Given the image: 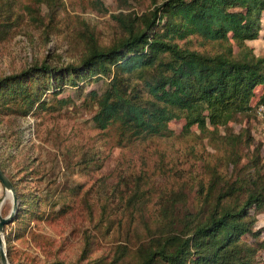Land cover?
<instances>
[{
	"label": "rangeland",
	"instance_id": "374dc122",
	"mask_svg": "<svg viewBox=\"0 0 264 264\" xmlns=\"http://www.w3.org/2000/svg\"><path fill=\"white\" fill-rule=\"evenodd\" d=\"M162 2L0 0V78L44 64L80 67L93 44H118L128 35L126 26L139 27ZM260 26L259 38L247 45L264 56V13ZM189 40L178 43L219 50L201 38ZM107 79L50 91L26 115L0 110V167L16 186L17 214L31 211L5 227L11 264H140L153 240L199 209L214 180L249 182L256 158L264 164V119L258 115L264 87L252 99L257 116L204 132L174 120L172 134L140 141L123 136L118 125L97 128L95 95L104 94ZM6 198L0 182L3 217L13 210ZM255 230L264 240V213ZM259 255L264 264V250Z\"/></svg>",
	"mask_w": 264,
	"mask_h": 264
},
{
	"label": "trees",
	"instance_id": "16d2710c",
	"mask_svg": "<svg viewBox=\"0 0 264 264\" xmlns=\"http://www.w3.org/2000/svg\"><path fill=\"white\" fill-rule=\"evenodd\" d=\"M263 13L264 0H163L142 25L126 26L128 35L118 44L106 49L93 44L80 67L44 64L0 78V110L16 108L26 115L50 91L108 78L104 94L95 95L99 129L118 125L129 140L145 141L172 134L169 124L184 119L187 129L218 131L239 116H257L252 99L264 87V56L247 42L259 38ZM191 37L214 44L218 52L178 43ZM259 162L257 157L249 182L214 180L199 209L153 240L140 264H260L264 240L255 229L264 213V164ZM29 212L21 208L15 221Z\"/></svg>",
	"mask_w": 264,
	"mask_h": 264
},
{
	"label": "water",
	"instance_id": "95a60500",
	"mask_svg": "<svg viewBox=\"0 0 264 264\" xmlns=\"http://www.w3.org/2000/svg\"><path fill=\"white\" fill-rule=\"evenodd\" d=\"M0 182L4 186V188L7 191V198L9 195H11V199L13 201V210L11 214L8 217H3L0 215V253H1V262L2 264H11L8 258V253L6 250V244L4 239V230L6 225L13 222L14 217L16 216L18 209H19V201L18 197L15 193L13 184L11 183L8 176L5 174V172L0 167ZM6 198V199H7ZM5 199V200H6ZM5 200L3 202H5Z\"/></svg>",
	"mask_w": 264,
	"mask_h": 264
},
{
	"label": "built area",
	"instance_id": "2783aa9c",
	"mask_svg": "<svg viewBox=\"0 0 264 264\" xmlns=\"http://www.w3.org/2000/svg\"><path fill=\"white\" fill-rule=\"evenodd\" d=\"M258 115H259L262 119H264V104L261 105V106L259 107V109H258Z\"/></svg>",
	"mask_w": 264,
	"mask_h": 264
},
{
	"label": "bare ground",
	"instance_id": "6f19581e",
	"mask_svg": "<svg viewBox=\"0 0 264 264\" xmlns=\"http://www.w3.org/2000/svg\"><path fill=\"white\" fill-rule=\"evenodd\" d=\"M9 196L11 197V195H9ZM9 196H8V197H9Z\"/></svg>",
	"mask_w": 264,
	"mask_h": 264
}]
</instances>
